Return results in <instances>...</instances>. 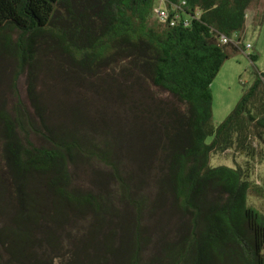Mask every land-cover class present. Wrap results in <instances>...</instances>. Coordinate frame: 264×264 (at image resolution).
<instances>
[{
  "label": "trees",
  "instance_id": "1",
  "mask_svg": "<svg viewBox=\"0 0 264 264\" xmlns=\"http://www.w3.org/2000/svg\"><path fill=\"white\" fill-rule=\"evenodd\" d=\"M155 1L0 0V264H264L248 173L211 164L264 140V71L219 125L212 109L264 0H164L165 20Z\"/></svg>",
  "mask_w": 264,
  "mask_h": 264
},
{
  "label": "rangeland",
  "instance_id": "2",
  "mask_svg": "<svg viewBox=\"0 0 264 264\" xmlns=\"http://www.w3.org/2000/svg\"><path fill=\"white\" fill-rule=\"evenodd\" d=\"M155 3V11L161 10L163 13L167 12L164 0H156ZM248 13L250 16L248 17L247 26L242 36V43L245 47L248 44H250L251 47L246 48L245 51L243 49L232 54L231 57L226 60L212 83V109L213 122L215 125H219L234 110L244 91L253 83L256 72L264 71V19L262 24L254 26L251 22L253 12L248 11ZM250 54L256 55V59H251L249 57ZM3 82L4 84L2 87L8 89V85L12 83V77L9 78V73L4 74ZM17 89L22 95H25L26 75H22L18 78ZM118 117L116 113L113 115V131L116 133L121 131V135L123 136V132L127 129V131H131L129 132L130 137H127V139L125 138L124 141L129 142L130 145L132 144L131 141H136L137 143L138 138L132 131L133 128L130 126L127 127V122L118 120ZM211 140L212 137H209L207 142H211ZM251 145L253 147V155L250 157L247 156L245 152L232 147L223 152L214 154L211 164L213 166L227 165L230 167H240L247 172L253 187L248 195V204L264 213V190L262 187L264 181V140L261 141L253 136ZM138 149L139 148H135V151L138 152ZM93 172L97 176L96 182L107 179L106 172H108V170L101 164L94 163ZM140 179L139 182L144 185V189L147 191L146 194L152 201L154 198L152 195L154 192L156 193L153 178L151 176H145L143 178L141 175ZM109 184L112 189L111 193L114 196H118L116 183L110 182ZM156 220L157 218L155 219L152 217L150 224L148 223V226L152 230V234L155 233L153 237L155 240L153 239V243H157L160 240V226L157 224Z\"/></svg>",
  "mask_w": 264,
  "mask_h": 264
},
{
  "label": "built area",
  "instance_id": "3",
  "mask_svg": "<svg viewBox=\"0 0 264 264\" xmlns=\"http://www.w3.org/2000/svg\"><path fill=\"white\" fill-rule=\"evenodd\" d=\"M155 13L162 19V20H165V18L167 17V15H166V12L165 13H163L161 10H159V11H155ZM230 41V39L228 38V37H226V36H222L221 37V42L222 43H227V42H229ZM251 47V45L250 44H248L247 45V48H250Z\"/></svg>",
  "mask_w": 264,
  "mask_h": 264
}]
</instances>
